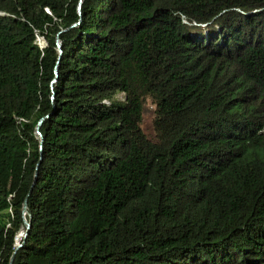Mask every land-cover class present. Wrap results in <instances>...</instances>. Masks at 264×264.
<instances>
[{
	"label": "trees",
	"instance_id": "16d2710c",
	"mask_svg": "<svg viewBox=\"0 0 264 264\" xmlns=\"http://www.w3.org/2000/svg\"><path fill=\"white\" fill-rule=\"evenodd\" d=\"M80 2L0 0V264H264V0Z\"/></svg>",
	"mask_w": 264,
	"mask_h": 264
},
{
	"label": "water",
	"instance_id": "95a60500",
	"mask_svg": "<svg viewBox=\"0 0 264 264\" xmlns=\"http://www.w3.org/2000/svg\"><path fill=\"white\" fill-rule=\"evenodd\" d=\"M82 4H83V0H81L80 4H79V6H78V10L81 9ZM74 27H75V26H74ZM57 45H58L59 50H61V42H60L59 40H58V42H57ZM55 76H56V77L58 76V66L55 68ZM55 82H56V80L53 81V83H55ZM44 120H45V119H42V120L38 123V125H37V127H36V134H37L41 139H42V136H41V134H40L39 129H40V127H41V125H42V123H43ZM22 213H23V215H26V213H27V204H26V202L23 204ZM24 225H25V227H26V231L22 234L23 241L26 239V237H27V235H28V231H29V229H30V227H31V223L28 222L26 219H24ZM21 246H22V243H19L18 246H17V248H16V250H15V252L13 253V255H12V257H11V260H10V263H9V264H12V263H13L15 253L17 252L18 249L21 248Z\"/></svg>",
	"mask_w": 264,
	"mask_h": 264
},
{
	"label": "rangeland",
	"instance_id": "374dc122",
	"mask_svg": "<svg viewBox=\"0 0 264 264\" xmlns=\"http://www.w3.org/2000/svg\"><path fill=\"white\" fill-rule=\"evenodd\" d=\"M40 41V45L43 46L44 42L43 40L39 39ZM120 98H122V96H120ZM153 107L152 105L147 102L145 105V109H144V115H143V129L144 131L151 137L153 135V127H152V122H153Z\"/></svg>",
	"mask_w": 264,
	"mask_h": 264
},
{
	"label": "bare ground",
	"instance_id": "6f19581e",
	"mask_svg": "<svg viewBox=\"0 0 264 264\" xmlns=\"http://www.w3.org/2000/svg\"><path fill=\"white\" fill-rule=\"evenodd\" d=\"M21 234H22V233H21ZM17 240H18V242H19V240H20V237H18V238H17Z\"/></svg>",
	"mask_w": 264,
	"mask_h": 264
}]
</instances>
